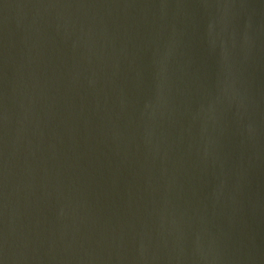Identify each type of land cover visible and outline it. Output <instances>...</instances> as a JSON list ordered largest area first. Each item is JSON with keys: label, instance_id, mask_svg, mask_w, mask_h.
Returning a JSON list of instances; mask_svg holds the SVG:
<instances>
[{"label": "water", "instance_id": "obj_1", "mask_svg": "<svg viewBox=\"0 0 264 264\" xmlns=\"http://www.w3.org/2000/svg\"><path fill=\"white\" fill-rule=\"evenodd\" d=\"M0 264H264V0H0Z\"/></svg>", "mask_w": 264, "mask_h": 264}]
</instances>
